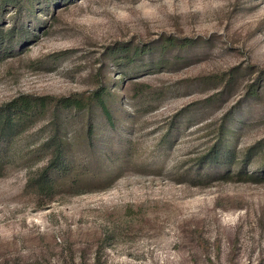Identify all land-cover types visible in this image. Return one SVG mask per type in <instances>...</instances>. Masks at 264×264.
I'll return each mask as SVG.
<instances>
[{
    "label": "rangeland",
    "instance_id": "rangeland-1",
    "mask_svg": "<svg viewBox=\"0 0 264 264\" xmlns=\"http://www.w3.org/2000/svg\"><path fill=\"white\" fill-rule=\"evenodd\" d=\"M19 96L0 264H264V0H0Z\"/></svg>",
    "mask_w": 264,
    "mask_h": 264
},
{
    "label": "trees",
    "instance_id": "trees-1",
    "mask_svg": "<svg viewBox=\"0 0 264 264\" xmlns=\"http://www.w3.org/2000/svg\"><path fill=\"white\" fill-rule=\"evenodd\" d=\"M97 98V102L101 107L104 109V103H103V93L96 92L94 94ZM72 100H69L65 102L66 106H70L72 103L81 106V104L77 101L71 102ZM43 106V102L37 101V100H29V97L26 96H19L16 99H13L9 104L5 105L4 107L0 108V125L4 126V134L8 137L10 133H13V130L15 126H18L19 121H15L14 117L17 115H22L26 113H32L35 110L41 108ZM12 135V134H11ZM10 135V137H11ZM61 143L54 142V155L55 159L54 161H51L48 166L41 171L39 175H37L36 178H33L34 186L37 190L38 195H41L42 192L45 193V191L52 189L53 181L51 178H49V172H56L58 174H64L66 171V168L68 167V160L62 155L61 151ZM57 165V167H54V165ZM55 168V169H53ZM47 193V192H46Z\"/></svg>",
    "mask_w": 264,
    "mask_h": 264
}]
</instances>
